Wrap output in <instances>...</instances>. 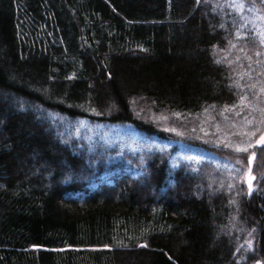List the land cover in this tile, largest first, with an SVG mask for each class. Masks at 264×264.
Listing matches in <instances>:
<instances>
[{
  "label": "trees",
  "instance_id": "trees-1",
  "mask_svg": "<svg viewBox=\"0 0 264 264\" xmlns=\"http://www.w3.org/2000/svg\"><path fill=\"white\" fill-rule=\"evenodd\" d=\"M263 133L262 0H0V264H264Z\"/></svg>",
  "mask_w": 264,
  "mask_h": 264
},
{
  "label": "rangeland",
  "instance_id": "rangeland-1",
  "mask_svg": "<svg viewBox=\"0 0 264 264\" xmlns=\"http://www.w3.org/2000/svg\"><path fill=\"white\" fill-rule=\"evenodd\" d=\"M261 137H264V133ZM261 137L258 139L256 143V146L258 148L264 145V143H258L261 140ZM255 160H256V154H252L251 156H249L247 172L245 175V185H246L247 192L250 195L254 193L257 188L256 177L253 172V166L255 165V162H256Z\"/></svg>",
  "mask_w": 264,
  "mask_h": 264
},
{
  "label": "snow or ice",
  "instance_id": "snow-or-ice-1",
  "mask_svg": "<svg viewBox=\"0 0 264 264\" xmlns=\"http://www.w3.org/2000/svg\"><path fill=\"white\" fill-rule=\"evenodd\" d=\"M262 3H264V0H262ZM242 6V5H241ZM258 143H264V137H261V140ZM238 151H242L244 149H237Z\"/></svg>",
  "mask_w": 264,
  "mask_h": 264
}]
</instances>
